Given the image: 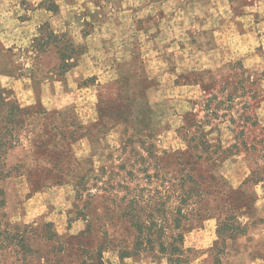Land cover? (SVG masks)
Instances as JSON below:
<instances>
[{
    "label": "rangeland",
    "instance_id": "1",
    "mask_svg": "<svg viewBox=\"0 0 264 264\" xmlns=\"http://www.w3.org/2000/svg\"><path fill=\"white\" fill-rule=\"evenodd\" d=\"M127 3L0 0V42L11 65L26 75L22 78L29 88H34L32 71L46 73L71 52L61 38L58 47L56 41L52 45L50 31L65 35L67 43L82 42L83 32L89 31L100 33L91 59L96 83L85 87L67 74L60 77L64 103L72 104L87 125L99 119L98 92L104 85L115 86L120 80L119 86L137 98L125 128H112L93 146L88 139L74 146L85 169L93 167L98 174L106 166L103 177L109 192L99 191L103 198L96 200H78L71 183L33 191L27 177L18 175L35 167L42 171L40 177L49 176L46 171L55 165L52 151L59 149L63 128L56 115L17 120L9 133L3 131V161L13 177L8 190L6 181L0 184L7 192L10 222L21 228L32 225L36 247L45 241L41 222H53L62 236L79 235L91 223L90 231L73 239L71 246L89 247L96 262L103 243L120 247L133 241L138 232L130 220L140 219L146 225L143 235L155 239L154 246L124 259L119 250H107L104 264H168L166 247L183 250V264H264V11L252 16L241 12L239 19L224 8L222 13L211 12L217 44L211 40L214 34L203 32L183 9L165 14L157 10L155 16L164 17L167 27L156 29L148 0L129 2L146 8L137 31L120 26ZM154 34H160L162 42L158 44ZM166 56L172 57L170 65ZM54 78L53 73L45 76ZM38 97L45 111L58 109L52 96ZM107 112L108 121L122 110L109 107ZM124 186L132 189L131 195ZM224 188L230 190L227 198L239 219L247 223L245 235L227 241L218 233L219 215L227 205ZM80 253L72 255L81 259ZM3 257L0 252V260Z\"/></svg>",
    "mask_w": 264,
    "mask_h": 264
},
{
    "label": "trees",
    "instance_id": "2",
    "mask_svg": "<svg viewBox=\"0 0 264 264\" xmlns=\"http://www.w3.org/2000/svg\"><path fill=\"white\" fill-rule=\"evenodd\" d=\"M45 1L51 2V0ZM41 5L45 6V3H40V6ZM51 8H54L56 13L58 12L59 8L54 3L51 5ZM50 35V37L53 36V39L51 40L52 45H54V41H56L58 44H56L55 47H58L61 38V42L64 43L66 47H70L71 52L67 57L65 55L60 57L61 59L58 60L59 63L52 65L54 69L52 68V70L42 73L41 75H36L34 71L29 74L34 89L36 90L44 82L59 80L60 77L63 78L77 65L79 56H81L86 49L85 45L78 44L74 40L67 43L65 35L59 36L52 34L51 31ZM63 36H65V38ZM37 44L38 42L36 45ZM64 48V46H61L60 50ZM6 50L7 49H5L0 42V75L26 77V75L19 73L18 69L11 65V58L6 53ZM41 50L42 49H40V51ZM50 73H53L56 78L46 80L48 78L45 79L46 74L49 75ZM96 80L97 78L95 76L91 77L84 81L82 86L88 87L95 85ZM120 83V80H116L112 84H116L115 86L110 87L104 85L100 88L98 92L99 119L96 122L87 125L80 121L73 107L66 110L56 109L53 113H49L43 109L41 97H38L35 104L22 107L19 102L14 99V93L11 89L0 87V183L13 177L12 170L7 169V165H4L3 161L6 160L7 147H5L6 144L3 143L1 138L2 132L6 131L9 133L13 128V124L17 120H27L34 116H41L45 120V115H56L61 120L63 128L61 129V127H59L60 130H62V134L58 133L61 137V143L60 146H58L59 149H57V151H52L56 152V155L54 154L52 160L55 165L52 166V169L46 171L49 176L44 178L40 177L38 172L42 171L35 167L27 169L18 175L27 177L28 181L32 184L33 191H37L45 186L53 185L52 183H55L56 185L71 183L77 193L76 198L78 200L84 199L85 201H89L103 198L99 191L109 192L108 188H110L107 187L108 182L103 177L106 166H101L98 174L93 167L85 169L84 161L78 157L74 146L83 139H88L91 146H93L95 143L100 142L103 136L107 134V131L112 130V128H118L120 130H122V127L125 128L128 118L135 114L137 98L136 96L130 95L128 87L121 88L119 86ZM109 107L119 108L122 110V113H120L116 119H110L111 121H107L105 115L106 113L108 114L107 108ZM110 123L111 125L108 126ZM198 157L201 156L198 155ZM49 161L50 163L52 162L51 159ZM89 161L92 163V160ZM124 164L125 163H122L120 166H124ZM100 183H104L105 186H101ZM123 188L127 191L128 195L129 193L131 195L132 189L130 187L124 186ZM93 189H97L98 192L94 193ZM223 193L226 196L225 202L227 205L223 209L222 214L219 215L218 233L224 241H227L228 239L236 238V236L245 235L247 232V223L241 222L234 207L231 202H229L227 195L230 194V190H225L224 188ZM132 199L135 200V198ZM131 202H133V200L130 201V204ZM6 206L7 192L0 184V252H2V255L4 256L2 260H0L1 264H34L36 261H41L42 264H85L86 259L90 258L91 264H104L102 261V255L107 250H119L120 257L124 259L131 257L134 252L138 253L148 245L153 247L154 243H156L155 239H152V237L143 235V230L146 225L142 224L140 219H131V225L138 232L135 239L131 242H126V244L120 247L109 241L103 243L97 250L98 258H96L97 260L95 262L94 253L89 247L78 245V250L73 249L74 247L71 246L73 239L82 237L85 233L87 234L90 231L92 227L91 223H88L85 231H82L79 235L62 236L55 230L53 222H41L40 225L44 226L43 239L45 241L41 243V247H36L33 245L31 236L33 233V226L25 225L24 228H21L13 225L8 218ZM151 220L152 219L146 220L149 223L147 225L148 227L152 224ZM87 221L89 222L88 219ZM180 237H182L181 234L178 235V238ZM75 251L81 252V259H79L78 256L75 257L72 255V252ZM164 252L167 256L168 264H183L186 261L183 250L173 248L169 250L166 247L164 248Z\"/></svg>",
    "mask_w": 264,
    "mask_h": 264
},
{
    "label": "crops",
    "instance_id": "3",
    "mask_svg": "<svg viewBox=\"0 0 264 264\" xmlns=\"http://www.w3.org/2000/svg\"><path fill=\"white\" fill-rule=\"evenodd\" d=\"M109 1V0H108ZM150 2L151 9L153 10V22L155 23V28H163L167 27L163 23L165 19L161 17L159 14L158 16H155L158 11H162V13L167 12H174L176 10L183 9L186 13H189V18L192 22H198L200 25L198 27H201L200 29L203 30V32L206 33H212L214 34V28H215V22L213 20L216 19L214 15L211 14V12H217L222 13V10H228L231 12L232 17L240 18V13L244 12L246 15H257V13L264 11V0H181L183 2L177 3V0H148ZM107 2V1H105ZM128 2L126 4L125 9H122V13L127 14L126 19L124 21H121L122 25H124L126 28H133L134 31L138 30V26L142 23H144L145 15H143L145 11V7L143 4H136L130 5L129 2L131 0H126ZM100 9L101 7H97ZM112 12V15L114 14L116 16L117 11L113 9V5H110L109 7ZM150 10V7H149ZM151 11V10H150ZM96 12V10H93V13ZM201 14V15H196ZM236 14V15H235ZM88 18H86L87 22ZM222 16L219 18L221 20ZM85 22V21H84ZM169 19L166 20V23L168 24ZM120 23V21L118 22ZM86 24V22H85ZM91 25V23H89ZM114 25H116L114 23ZM154 39L159 44L162 42L161 36L157 34H154ZM100 37V33L98 34L94 33L91 34L88 32H83L82 42H77L78 44H83L86 46V49L84 53L79 56L77 65L72 68L68 73L67 76L69 80L73 81L75 84H81L84 81L90 79L91 77L95 76L94 67L91 66V59L93 58L94 54H96V44L98 43V38ZM166 38L163 39V41ZM90 40H93L94 42L92 45L89 43ZM211 40L213 43H217V39L215 37V34L212 35ZM166 41V40H165ZM88 42L90 44V49L87 45ZM91 42V41H90ZM193 40L191 44L193 45ZM198 43H196L197 45ZM218 44V43H217ZM201 46V45H200ZM202 47V46H201ZM203 48V47H202ZM168 64H171L172 57L166 56L164 57ZM172 66V65H171ZM170 68V66H169ZM59 80H53L44 82L39 90L29 88L27 84L24 82V79L19 76H10V75H0V87L2 88H8L11 89L14 93V99H16L19 104L22 107H27L30 105H33L37 102V98L39 95L44 96H52L58 105L59 110H66L73 105H66L63 99L64 94V88L59 84ZM134 88V87H133ZM134 91V90H133ZM19 183L22 178H17ZM22 182V181H21ZM11 180L6 181V190L10 188ZM32 202H37V199L30 198Z\"/></svg>",
    "mask_w": 264,
    "mask_h": 264
}]
</instances>
